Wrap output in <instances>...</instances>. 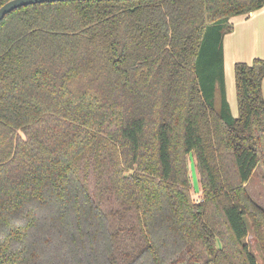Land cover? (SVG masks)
Returning a JSON list of instances; mask_svg holds the SVG:
<instances>
[{"label":"trees","instance_id":"1","mask_svg":"<svg viewBox=\"0 0 264 264\" xmlns=\"http://www.w3.org/2000/svg\"><path fill=\"white\" fill-rule=\"evenodd\" d=\"M263 6L67 0L6 14L0 264H257L250 229L264 264V210L245 188L264 168V58L234 64L237 116H223L229 19ZM208 60L220 111L198 78Z\"/></svg>","mask_w":264,"mask_h":264},{"label":"rangeland","instance_id":"2","mask_svg":"<svg viewBox=\"0 0 264 264\" xmlns=\"http://www.w3.org/2000/svg\"><path fill=\"white\" fill-rule=\"evenodd\" d=\"M260 54L264 55V44L261 45L260 49L258 47ZM257 57L264 58V56L258 55ZM216 66V61L208 60L201 61L197 66V73L201 87L205 98L209 103H211L218 111H220L219 102L221 101V83H220V71L219 69H214ZM215 79V82H214ZM226 99L230 104L232 114L237 116V102H236V90H235V79H234V68L231 72V77L228 81V75L226 74ZM230 87H229V85ZM213 85V86H212ZM262 95L264 97V78L262 80ZM229 107V106H228ZM223 112L225 118H230L227 114H230V109ZM187 166L189 171L190 187L195 202L201 201L200 194V184L198 181L195 162L192 153L188 155ZM264 168L259 164L255 167L251 173L247 183L245 184L246 192L249 198L258 206L264 210ZM264 234V226L262 227ZM245 241L248 243L249 249L256 257L257 264H263V254L258 246L257 240L253 235V231L250 229ZM52 264V263H49Z\"/></svg>","mask_w":264,"mask_h":264},{"label":"crops","instance_id":"3","mask_svg":"<svg viewBox=\"0 0 264 264\" xmlns=\"http://www.w3.org/2000/svg\"><path fill=\"white\" fill-rule=\"evenodd\" d=\"M229 23L232 25V30L223 36L224 88L227 80L226 74L228 75L229 81L236 62L242 61L251 63L258 55L264 56L257 50L258 47L260 49L261 45L264 44V6L248 15L232 16L229 19ZM219 104H221V101ZM227 104L231 116L236 117V115L232 114L228 101Z\"/></svg>","mask_w":264,"mask_h":264},{"label":"water","instance_id":"4","mask_svg":"<svg viewBox=\"0 0 264 264\" xmlns=\"http://www.w3.org/2000/svg\"><path fill=\"white\" fill-rule=\"evenodd\" d=\"M54 1H67V0H8L3 5L0 6V21L4 18L6 14L19 7L30 4L41 3V2H54Z\"/></svg>","mask_w":264,"mask_h":264}]
</instances>
